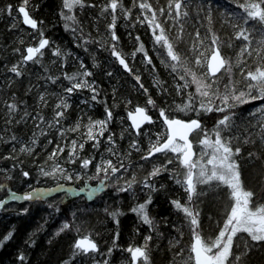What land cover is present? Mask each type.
Wrapping results in <instances>:
<instances>
[{
	"label": "snow or ice",
	"instance_id": "1",
	"mask_svg": "<svg viewBox=\"0 0 264 264\" xmlns=\"http://www.w3.org/2000/svg\"><path fill=\"white\" fill-rule=\"evenodd\" d=\"M0 19V209L27 225L0 230L3 264H264V0H5ZM34 173L103 204L50 229L63 197L12 187Z\"/></svg>",
	"mask_w": 264,
	"mask_h": 264
},
{
	"label": "trees",
	"instance_id": "2",
	"mask_svg": "<svg viewBox=\"0 0 264 264\" xmlns=\"http://www.w3.org/2000/svg\"><path fill=\"white\" fill-rule=\"evenodd\" d=\"M5 2V0H0V4H3ZM49 4L54 5L56 3V0H48ZM47 9L42 10L40 13H38L39 15H45L46 14ZM5 28H6V21L3 19H0V35L5 33ZM123 28H120V33L123 36ZM9 36L11 35V33H8ZM52 33H50L51 35ZM60 39L67 41L69 39L68 35L66 33H64V31L62 30V28H60L59 26H57L56 29V33H55ZM146 39V37H145ZM129 41L130 38L128 37H124V42L126 45H129ZM81 55H83V53H81ZM105 55H107V53H105ZM9 59H12L13 57L9 56ZM120 71V76H123V71ZM102 81L105 82V85L107 87V78L106 77H100ZM146 78H147V74H146ZM125 82H126V86L127 87H131V81L127 80V77H124ZM123 91V89H122ZM139 99L143 100V96L138 97ZM78 102V101H77ZM102 113V107H98L96 110V114L100 115ZM117 125H118V121H117ZM117 125H113V127H117ZM0 151H3L2 148H0ZM8 162H4V161H0V166H7ZM2 176L3 174L0 173V180H2ZM37 179H39V184H37ZM26 183H21L20 182V177L19 175H17V180L12 182V187L14 188V190L22 192L26 189L27 185H31L32 187H41V188H51L53 189L51 192H47L45 193V197L47 199H53V200H61V197H63L62 201H61V213L59 214H53V218L52 220L49 221V228H55L60 219L63 216H66L68 213L71 212L73 207H87L89 209L92 208H99L102 206L103 204V200L100 198L102 196V193H95L93 195V197L91 199H89L87 192H79V188L83 187L84 184H92L95 183L97 181H88V180H84V181H65L63 179H59V180H51L50 178H38L36 177L35 173L33 174V177L31 178H26ZM65 183H70L73 184L75 189L74 191H71L70 194L67 197H64V191L65 189L62 187ZM56 184L61 185V187L57 188L55 187ZM105 192H107V190H104ZM6 194L4 189H0V198H2V196ZM25 202L24 201H10L8 203V207L12 208V207H16V206H24ZM33 211V219H38L41 216H44L45 214H47L48 212H50L51 210L48 209L47 204L40 202V203H36L33 205L32 208ZM161 214H164V212L166 211V209L161 208L160 209ZM18 224V226L20 227V231H21V235L23 234L24 230L27 228L26 224H21L16 216L9 212H5L4 210L0 209V230H3L7 225L9 224ZM134 223V217L133 214L129 213L125 218H123V231L121 234V238H120V242L121 243H127L129 241V233H130V227L131 225ZM145 229L142 228V231H144ZM109 237L105 236V239H108ZM62 241L65 238H61ZM41 243H43V240L41 241ZM11 252V248L8 249H4V250H0V264H3L4 261H6L9 257V253Z\"/></svg>",
	"mask_w": 264,
	"mask_h": 264
},
{
	"label": "rangeland",
	"instance_id": "3",
	"mask_svg": "<svg viewBox=\"0 0 264 264\" xmlns=\"http://www.w3.org/2000/svg\"><path fill=\"white\" fill-rule=\"evenodd\" d=\"M44 178H47V177H44ZM51 180H59L60 178L59 177H56L55 179H53V178H50Z\"/></svg>",
	"mask_w": 264,
	"mask_h": 264
}]
</instances>
